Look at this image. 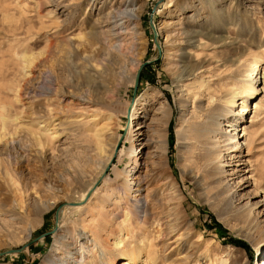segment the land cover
I'll use <instances>...</instances> for the list:
<instances>
[{"label":"rangeland","instance_id":"obj_1","mask_svg":"<svg viewBox=\"0 0 264 264\" xmlns=\"http://www.w3.org/2000/svg\"><path fill=\"white\" fill-rule=\"evenodd\" d=\"M120 6L132 14L143 7L136 31L122 16L106 17ZM108 43L130 59L115 105L71 112L94 91L101 75L94 61ZM258 59L252 97L244 88ZM49 75L58 92L34 94ZM263 84L264 0H0V264H80L92 238L98 246L88 264H103V254L107 264H125L129 250L143 253L138 264H264ZM211 108L231 155L220 185L191 158L199 150L190 148V134ZM242 128L252 148L231 153L232 130ZM133 149L139 191L130 207L112 217L109 237L110 218L99 213L84 230L78 220L103 203L112 169L132 164L116 154ZM88 155L105 163L75 183L76 164L88 169ZM146 156L154 163L145 165ZM149 191L148 213L135 212L133 202ZM65 234L67 243L54 249Z\"/></svg>","mask_w":264,"mask_h":264},{"label":"bare ground","instance_id":"obj_2","mask_svg":"<svg viewBox=\"0 0 264 264\" xmlns=\"http://www.w3.org/2000/svg\"><path fill=\"white\" fill-rule=\"evenodd\" d=\"M141 10H143V7H138L135 13L132 14V13H129L127 10L122 11V7L121 8L118 7L117 9H115V11H111L108 14H106V17L110 18L111 15H114V20H116L118 16H122V20H124L123 24L127 26L126 29L131 32H134L136 31V26L138 24V21L141 18ZM100 34L103 37V40L105 42L106 34L102 31L100 32ZM107 45H106V48H107L106 51L94 61L95 68L97 67V69L98 68L101 69L100 78H98L99 76H95V75L93 77L94 80H97V81H94L96 83L94 91H89L86 97H80L79 100H77V104L73 103V106L70 107L71 112L73 113L76 112L77 108L75 106H78V107H83L82 109H80L81 113L87 114V112L90 111L92 112V114H96V113H99V111L100 112L102 111L101 109L99 111L95 109L92 111L90 110L92 108V105L96 103L115 105L116 89L119 86H121V84L127 79V76L129 74L130 59H129V56H126L125 54H123L122 52L118 50L117 43H114V44L108 43ZM179 54L180 52H178L177 50L176 56H178ZM139 67H140V63L136 64L135 69L137 70ZM252 67L253 69L250 75L248 76V80L250 81L246 83L244 90L245 92H249V94H251V96L253 97L258 92L256 85L258 83L257 80L259 79V72L261 71L260 60L258 59L252 65ZM182 69H184L182 73L185 72L186 70L185 66L184 67L182 66ZM52 76L53 75L51 76L49 75L48 78H45L42 81L41 86L37 88L34 94H38L37 92H39L40 95L45 96V95L53 94L54 91L58 92V88H56L53 85L55 81H54V78L53 79L51 78ZM183 76L181 75L179 78H182ZM259 81L260 83L262 82L261 80ZM262 90H264V87ZM136 108H137V103H135L134 106L132 103L128 109V117L130 116L131 121L133 120L135 116ZM245 108H246L245 102H243L242 110H245ZM212 109L213 108L207 110L206 111L207 113L205 114L206 115L205 118L196 123L195 130L190 134L189 140L194 141L193 144L190 146V148L192 149L198 148L199 150L198 154H196L195 151H192L191 158L192 159L197 158V160H199V162L201 163V166L206 169L208 175L214 178V180H217V183H219L220 185L223 183V181L221 180V176H223L226 173L225 171L226 163L228 162V159H229L228 157L231 155L227 154L226 150L224 149L225 146H222V144L224 143H222L223 141H221V137L218 136L219 134L217 130L215 129V127L219 126L218 121H217L218 116L211 115L210 112L212 111ZM226 112L229 113L230 109L227 108ZM162 113L166 118L169 116L168 112L164 111ZM201 116L199 117L201 118ZM2 119H5V118L2 117ZM92 121H95V119L90 118L89 124ZM232 127H235V125L234 126L232 125ZM100 129H98L97 131H100ZM238 130L239 129L232 130V132L234 133L232 134V139L234 140H232V142H228V144H232V145L234 144L236 146L231 152L234 154L241 153L245 145L249 146V148H252V145H253L250 132H248L246 128L244 129L242 128V131H240V133L242 132V135H240ZM230 132L231 131H227L226 133H230ZM47 138L50 139L49 141H53L55 139V136L52 138L50 136H47ZM14 144H18V142L16 140H11L9 142L10 146H14ZM116 146H117V142L116 144L114 143L113 154H112L113 156L115 155ZM104 150L106 149L104 148ZM104 150L101 149L100 154H103ZM133 150L134 151L132 153L131 152L125 153L124 150H120L116 154L118 163H122L124 161L123 157L127 156L130 159V162L132 164L128 168L124 166L125 168L122 169L120 168V166L119 167L115 166L112 169V172L115 174V179L112 180L108 178L107 180L112 183V187L110 188V190H108L107 197L104 198L102 204H99V203L95 204L91 208V210L89 209L88 212H86L85 217L78 220L80 227H83L84 230L86 229L85 226L89 224L88 222L91 221V217L94 216V214L99 213L98 214L99 216L110 218L107 222V230H108L107 237H109V235H111L112 226H113L112 217L115 215V213L118 210L130 207L129 202H130L131 194L137 193L139 191L138 189L136 190V192L135 191L133 192V189L135 187L134 180H135L136 174L138 173L136 171L139 165L138 156L133 154L135 153V149ZM76 158L78 159V157ZM87 158L88 159H86V164L89 167L88 169H85L80 164V162H77L76 164V168L74 170L76 175L72 178V180L75 183H78L82 179L84 180V178L86 177L87 171L89 169H93L97 166L104 165L105 163L103 162L101 164V161H100L101 159H97L96 157L92 155L90 156L88 155ZM108 160H111V158ZM144 161H145V165L147 163H154L152 158L149 156H146V158H144ZM151 198L154 199V196L152 195V191L147 192L144 198L142 199L136 198L132 204L134 206L135 212L140 213V214L148 213L149 208L152 205ZM87 232L88 234H91L90 231H87ZM66 235L67 234L62 235L59 238H57V242H56V245L54 246V249L59 250L60 247L64 246L67 243ZM260 241L261 243H263L262 249H264V234L261 235ZM97 246H98L97 240L92 238L91 244L87 247L88 256L86 258L82 257V259L80 260V264H88V260L91 258V255L93 254V251H95ZM67 253L69 254V252ZM142 255H143L142 252H138L136 250L126 251L124 252V256L126 257L125 259L127 261H125L124 263L125 264H138L140 261H143ZM100 258L103 264H107V262L109 261V258L106 257V255L104 254Z\"/></svg>","mask_w":264,"mask_h":264},{"label":"water","instance_id":"obj_3","mask_svg":"<svg viewBox=\"0 0 264 264\" xmlns=\"http://www.w3.org/2000/svg\"><path fill=\"white\" fill-rule=\"evenodd\" d=\"M156 37V35H155ZM141 70L142 69H139V71L137 72V75H136V79H135V88H134V95L136 94V88L138 87V83H139V79H140V75H141ZM59 213H60V209L57 210L56 212V220H57V223H58V220H59ZM58 228V225H56L54 231H52V233H54ZM23 252V249H18V250H12V251H9V253H22ZM3 254H0V257L2 256Z\"/></svg>","mask_w":264,"mask_h":264}]
</instances>
